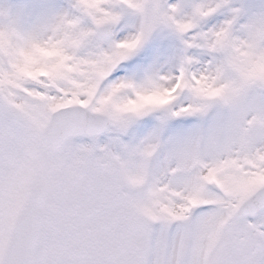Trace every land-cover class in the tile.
Masks as SVG:
<instances>
[{
    "label": "snow or ice",
    "instance_id": "snow-or-ice-1",
    "mask_svg": "<svg viewBox=\"0 0 264 264\" xmlns=\"http://www.w3.org/2000/svg\"><path fill=\"white\" fill-rule=\"evenodd\" d=\"M0 264H264V0L0 3Z\"/></svg>",
    "mask_w": 264,
    "mask_h": 264
},
{
    "label": "rangeland",
    "instance_id": "rangeland-1",
    "mask_svg": "<svg viewBox=\"0 0 264 264\" xmlns=\"http://www.w3.org/2000/svg\"><path fill=\"white\" fill-rule=\"evenodd\" d=\"M15 0H0V3H14Z\"/></svg>",
    "mask_w": 264,
    "mask_h": 264
}]
</instances>
